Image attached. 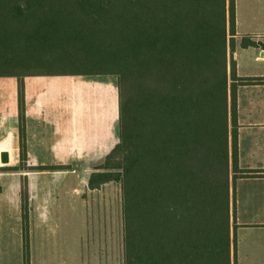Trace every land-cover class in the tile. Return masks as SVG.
<instances>
[{
    "label": "trees",
    "instance_id": "obj_1",
    "mask_svg": "<svg viewBox=\"0 0 264 264\" xmlns=\"http://www.w3.org/2000/svg\"><path fill=\"white\" fill-rule=\"evenodd\" d=\"M235 36V0H0V78L117 77L119 142L89 185L121 186L124 264H230L237 87L264 83L238 76ZM20 147L27 168L23 109Z\"/></svg>",
    "mask_w": 264,
    "mask_h": 264
},
{
    "label": "crops",
    "instance_id": "obj_2",
    "mask_svg": "<svg viewBox=\"0 0 264 264\" xmlns=\"http://www.w3.org/2000/svg\"><path fill=\"white\" fill-rule=\"evenodd\" d=\"M235 12L233 57L237 74L239 77H264V0H235ZM243 38H250L259 46L244 48ZM243 58L252 65L250 71H242ZM67 77L76 76L25 78L69 79ZM70 79L64 90H27L26 108L23 109L26 117L24 159L37 162V166L67 167L38 169L27 165V168H17L23 157L21 110L14 91L13 104L0 112V251L8 252L11 245L6 239L9 238H18L24 251V187L29 194L30 242L50 221L71 225L72 233L78 235V226L82 224L88 228L95 207L115 204L122 210L119 183L109 182L97 188L89 185L91 175L99 171L91 168L90 163L104 161L119 142L118 90L115 115L112 112L111 117L105 107L93 112L81 110L79 90L73 87ZM237 119L239 169L230 171V264H264V83L238 85ZM80 162L89 164L83 167Z\"/></svg>",
    "mask_w": 264,
    "mask_h": 264
},
{
    "label": "rangeland",
    "instance_id": "obj_3",
    "mask_svg": "<svg viewBox=\"0 0 264 264\" xmlns=\"http://www.w3.org/2000/svg\"><path fill=\"white\" fill-rule=\"evenodd\" d=\"M230 57L229 52V59ZM241 62L242 71L252 69V65L246 59H241ZM69 79L2 78L0 79V112L13 104L14 93L19 109H25L27 90L35 88L64 90L68 87L66 83ZM70 80L73 82V87L79 90L81 110L93 112L96 108L105 107L110 113L109 116L112 117V112L115 115L118 90L116 76H76ZM93 132L95 133V130ZM115 133L113 129V142L116 141ZM104 161L91 162V168L98 171L97 168ZM80 163L81 165L83 163V167L89 164V162ZM36 164L37 162L24 159L25 166L35 167ZM72 227L57 224L55 221L44 225V231L31 239L28 264H124L123 216L122 210L115 204H107L98 209L95 207L89 217L88 228L82 224L78 226L80 234L72 233ZM74 229H77V225H74ZM6 241L11 247L8 252L0 251V264H27L24 251L21 249L22 242L18 238H9Z\"/></svg>",
    "mask_w": 264,
    "mask_h": 264
}]
</instances>
